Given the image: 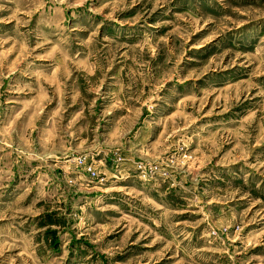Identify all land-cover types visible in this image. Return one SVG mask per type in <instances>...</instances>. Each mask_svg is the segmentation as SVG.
Wrapping results in <instances>:
<instances>
[{"label": "rangeland", "instance_id": "obj_1", "mask_svg": "<svg viewBox=\"0 0 264 264\" xmlns=\"http://www.w3.org/2000/svg\"><path fill=\"white\" fill-rule=\"evenodd\" d=\"M0 264H264V0H0Z\"/></svg>", "mask_w": 264, "mask_h": 264}]
</instances>
